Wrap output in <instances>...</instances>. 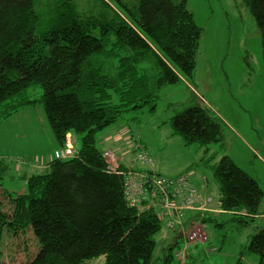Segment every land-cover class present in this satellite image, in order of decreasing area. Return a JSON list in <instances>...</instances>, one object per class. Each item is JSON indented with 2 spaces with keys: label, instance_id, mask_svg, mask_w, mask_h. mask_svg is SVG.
I'll return each instance as SVG.
<instances>
[{
  "label": "trees",
  "instance_id": "1",
  "mask_svg": "<svg viewBox=\"0 0 264 264\" xmlns=\"http://www.w3.org/2000/svg\"><path fill=\"white\" fill-rule=\"evenodd\" d=\"M243 1L264 45V0ZM187 3L0 0V124L42 102L60 144L56 149L64 147L71 134L76 152L24 175L27 188L22 193L4 187L10 166L0 161V242L5 229L15 235L34 231L40 246L28 264H87L98 256H105L106 264H172L177 257V238L156 255L155 235L163 226L156 208L147 207V199L141 201L144 207L130 205L125 194L128 167L164 176L155 171L143 138L133 130L152 161L139 160L131 146L134 160L145 167L127 166L118 158L115 172L109 170L96 135L133 108L155 112L166 86L193 77L203 30ZM37 85L43 89L40 98L31 92ZM192 90L190 104L183 109L168 105L175 112L170 118L173 134L185 146L204 147V153L214 142L225 149L224 121ZM206 157L207 163L215 158L212 153ZM210 168L219 184L220 213L238 214L235 218L245 223L246 217L261 213L264 189L257 177L226 153ZM188 169L178 175L186 174L200 194L211 198L198 189L194 171ZM5 199L11 211L5 208ZM211 201L210 210L186 211L187 221L204 225L212 220L209 213L218 211ZM248 243L246 250L258 254V264H264V227L250 235ZM188 256L185 261L177 257L179 264H187Z\"/></svg>",
  "mask_w": 264,
  "mask_h": 264
},
{
  "label": "rangeland",
  "instance_id": "2",
  "mask_svg": "<svg viewBox=\"0 0 264 264\" xmlns=\"http://www.w3.org/2000/svg\"><path fill=\"white\" fill-rule=\"evenodd\" d=\"M187 5L203 30L193 77L166 86L155 112L151 113L144 106L123 112L118 121L99 130L96 139L98 148H103L104 140H99L103 130L116 128L120 131L129 125L143 138L155 168L162 175L176 176L190 168L194 171V181L202 180V176L209 179L204 191L213 198V207H217L220 190L210 165L225 153L257 177L264 189V45L258 25L243 0H188ZM192 88L200 95L201 103L209 105L224 121L225 149L220 142H214L209 143V151L204 153V147L185 146L182 138L173 134L170 118L175 112L170 111L168 105L183 109L190 104L194 94ZM31 89L33 96L41 97L43 89L39 85ZM164 121L167 123L163 124ZM54 135L42 102L24 107L0 124V161L4 159L10 166L4 175L5 188L13 193L25 191L26 180L19 176L17 170L21 169L16 160L23 161L21 167H35L40 159H23V155L34 157L45 153ZM120 135L125 137L126 129ZM80 139L77 135L78 145ZM130 145L125 143L127 147ZM127 153L129 158L136 157L133 150ZM210 153L215 158L207 163L206 155ZM138 166L145 167L141 163H137ZM0 194L3 195L2 190ZM5 208L11 211L9 199H5ZM259 210L264 213V196ZM215 211L218 212L209 213L212 220L204 222L209 240L193 249L196 257L193 264H258L259 255L246 247L250 235L264 227V218L246 217L249 221L245 223L235 218L238 214ZM162 225L155 235L157 256L179 237L178 231L168 228L164 222ZM3 232L0 264H28L38 253L40 242L31 229L16 235L6 229ZM214 247L217 249L214 252L205 251ZM177 250L178 246L174 248L175 257ZM87 261V264H106L105 256ZM172 264H179L177 257Z\"/></svg>",
  "mask_w": 264,
  "mask_h": 264
},
{
  "label": "built area",
  "instance_id": "3",
  "mask_svg": "<svg viewBox=\"0 0 264 264\" xmlns=\"http://www.w3.org/2000/svg\"><path fill=\"white\" fill-rule=\"evenodd\" d=\"M134 134L136 133L131 131L128 139L131 146L136 149L138 159L143 162H151L152 160H150L147 149L141 143V139ZM131 139H133L132 142ZM66 141L64 147L58 148L54 152L55 159H67L75 155L74 141L71 134H68ZM104 157L109 163V170L118 171V157L114 150H104ZM16 163L21 166L20 164L23 161L17 159ZM125 183V194H127L130 205L144 207L141 201L149 200L146 203L147 207H155L168 228L181 232V235H183L181 247L176 253L181 261L186 260L192 249L203 246L209 240V235L205 232L203 223L195 219L189 223L186 211L203 212L210 210L211 198L200 194L186 174L166 177L128 167L125 174ZM214 250L215 248L209 251Z\"/></svg>",
  "mask_w": 264,
  "mask_h": 264
},
{
  "label": "crops",
  "instance_id": "4",
  "mask_svg": "<svg viewBox=\"0 0 264 264\" xmlns=\"http://www.w3.org/2000/svg\"><path fill=\"white\" fill-rule=\"evenodd\" d=\"M126 129V135H125V137H123V135H120V133H121V131H124ZM106 130H107V132H106ZM119 129H116V128H108V129H105V130H103L101 133H100V139H99V137H98V139L99 140H104V143H103V148H101L102 150H106V149H112V150H114V152L116 153V155H117V157L119 158V161H120V163H123L124 165H130V166H137V163H138V165H139V162H136L135 160H134V157L133 158H129L128 156H127V152H129V151H131L132 150V147H131V145H130V147H127V146H125V143L126 144H131L130 143V141H129V139H128V137H129V134H130V132L132 131V130H134L133 128L131 129V128H129V125H127V127H125L124 129H121L120 131H118ZM106 132V133H105ZM52 137V138H51ZM50 137V139H52V141H53V143H52V145L51 144H49V145H47V148H46V152L45 153H40L41 155H36V156H34V157H29L28 155H23V157L22 156H19V157H22L23 159L24 158H30V159H35L36 157H38L39 159H40V162H39V165L40 166H42L43 165V167H45L46 166V163L47 162H49V161H51L53 158H54V153H53V151L57 148V147H59L60 146V144H59V142H57V140L53 137V136H51ZM96 138H97V136H96ZM97 140V139H96ZM253 150L254 151H256L255 150V148H253ZM130 154H133L132 152L130 153ZM130 154H128V155H130ZM28 156V157H27ZM261 156V155H260ZM231 157H233V156H231ZM234 159V158H233ZM235 160V159H234ZM236 162V161H235ZM237 163V162H236ZM18 167H19V169H21L20 171H18L17 169H18ZM18 167H16V170H17V172L19 173V176L20 177H24V175H30L31 173H34L35 171H37V170H41V169H45V168H43V167H39V166H35V167H29V166H23V167H21V166H18ZM139 167V166H138ZM154 169H155V171L157 170L156 168H155V164H154ZM162 169H163V167H162ZM247 170V169H246ZM158 172H159V170H157ZM249 172V171H248ZM250 173V172H249ZM251 174V173H250ZM204 176H202V180H200V181H196L195 180V183H196V185L200 188V186L202 187V189H203V192H205L204 190L207 188V186H208V184H209V179H208V183H206V181L204 182ZM193 179V178H192ZM26 180V179H25ZM206 193V192H205ZM217 209V210H220V208H219V206L217 205V207H213V209ZM225 212V211H224ZM192 214V213H191ZM256 217H261V218H264V213L261 211V213L260 214H258V215H256ZM255 217V218H256ZM254 218V219H255ZM179 235V237H176L178 240H179V247H178V250H179V248L181 247L180 245H181V242H182V237H181V233L180 234H178ZM175 238V239H176ZM175 239H174V241L173 242H175ZM172 242V243H173ZM177 250V251H178ZM205 251H207V249L205 250ZM207 252H210V251H207ZM195 256H197V255H195ZM189 258H188V261H187V264H191L193 261H194V259H196V257H194V254H193V250H192V252L190 253V255L188 256ZM194 258V259H193ZM191 262V263H190Z\"/></svg>",
  "mask_w": 264,
  "mask_h": 264
}]
</instances>
